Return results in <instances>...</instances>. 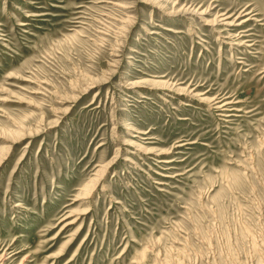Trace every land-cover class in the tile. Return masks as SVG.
I'll return each mask as SVG.
<instances>
[{
    "label": "rangeland",
    "instance_id": "1",
    "mask_svg": "<svg viewBox=\"0 0 264 264\" xmlns=\"http://www.w3.org/2000/svg\"><path fill=\"white\" fill-rule=\"evenodd\" d=\"M0 256L264 264V0H0Z\"/></svg>",
    "mask_w": 264,
    "mask_h": 264
},
{
    "label": "bare ground",
    "instance_id": "2",
    "mask_svg": "<svg viewBox=\"0 0 264 264\" xmlns=\"http://www.w3.org/2000/svg\"><path fill=\"white\" fill-rule=\"evenodd\" d=\"M118 7H120V6H118ZM224 19H228V18H224ZM221 20H222V19H221ZM219 21H220V20H217V21L215 20V21H212V23H213V24H214L215 22L219 23ZM244 21H245V20H244ZM225 25L229 27V26L232 25V23H231V22H227V23H225ZM165 86H166V85H165ZM165 86H164V87H165ZM168 88H169V87H168ZM164 90H165V89H164ZM171 91L174 92V93H177V92H178V89H174V88L171 89V88H170V92H171ZM219 102H220V101H219ZM214 105H218V102L214 103ZM212 106H213V105H212ZM214 109H215V108H214ZM217 109L220 110L221 107L218 106ZM221 111H222V110H221ZM69 217H70V216H68V217H66V218H69ZM71 217H72V216H71ZM66 218H65V219H66ZM65 219H64V220H65ZM64 220H62V221H64ZM73 223H74V220H71V221L67 222L66 224H64V227H68V226L72 225ZM0 257H1V256H0Z\"/></svg>",
    "mask_w": 264,
    "mask_h": 264
}]
</instances>
